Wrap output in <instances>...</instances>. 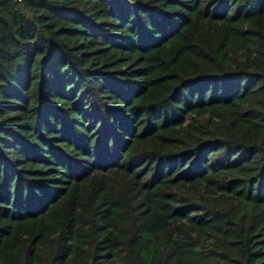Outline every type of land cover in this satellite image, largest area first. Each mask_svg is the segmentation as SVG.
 I'll list each match as a JSON object with an SVG mask.
<instances>
[{"label": "trees", "instance_id": "1", "mask_svg": "<svg viewBox=\"0 0 264 264\" xmlns=\"http://www.w3.org/2000/svg\"><path fill=\"white\" fill-rule=\"evenodd\" d=\"M0 264H264V0H0Z\"/></svg>", "mask_w": 264, "mask_h": 264}]
</instances>
